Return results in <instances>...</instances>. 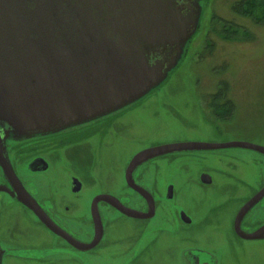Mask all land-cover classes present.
Wrapping results in <instances>:
<instances>
[{"label": "flooded vegetation", "instance_id": "obj_1", "mask_svg": "<svg viewBox=\"0 0 264 264\" xmlns=\"http://www.w3.org/2000/svg\"><path fill=\"white\" fill-rule=\"evenodd\" d=\"M223 91L210 96V108L218 122L230 123L233 115L222 118L215 108L225 107L222 97L232 101ZM150 95L38 132L19 134L0 122L1 264H222L214 258L215 248L192 241L226 240L231 254L230 238L264 241V235L247 240L236 231L237 225L247 233L264 227V196L239 217L264 188V154L258 150L230 146L164 153L134 167L133 186L128 183L134 156L157 145L242 141L264 147L260 131L233 135L220 124L198 129L181 120L178 126L189 130L187 135L137 146L142 126L131 117ZM246 151L250 163L243 159ZM246 164L255 169L248 178L241 169Z\"/></svg>", "mask_w": 264, "mask_h": 264}, {"label": "water", "instance_id": "obj_2", "mask_svg": "<svg viewBox=\"0 0 264 264\" xmlns=\"http://www.w3.org/2000/svg\"><path fill=\"white\" fill-rule=\"evenodd\" d=\"M200 16V0H0V122L19 134L38 132L141 98L178 64ZM230 146L264 154L242 141L162 144L134 156L127 181L133 184L134 167L158 155ZM263 196L264 188L239 217ZM236 231L247 240L264 235V227Z\"/></svg>", "mask_w": 264, "mask_h": 264}, {"label": "rangeland", "instance_id": "obj_3", "mask_svg": "<svg viewBox=\"0 0 264 264\" xmlns=\"http://www.w3.org/2000/svg\"><path fill=\"white\" fill-rule=\"evenodd\" d=\"M240 1L200 0L201 16L197 30L185 46L187 53L180 57L167 78L148 93L153 98L147 99L141 112L131 117L142 126L135 141L137 146L187 135L189 130L178 126L177 120L198 129L220 124L233 135L238 131L243 135L260 131L264 136V21L256 22L234 12L233 7ZM218 19L239 25L247 31L246 35L225 38ZM222 88L235 105L230 123L218 122L210 108V96ZM164 106L168 112L161 109ZM147 111L151 112L149 116ZM247 153L243 159L250 163L252 155ZM241 169L245 178L255 171L251 164ZM192 242L215 248L214 258L222 260V264H234V260L237 264H264V241L230 238L233 254L227 249L226 240Z\"/></svg>", "mask_w": 264, "mask_h": 264}, {"label": "trees", "instance_id": "obj_4", "mask_svg": "<svg viewBox=\"0 0 264 264\" xmlns=\"http://www.w3.org/2000/svg\"><path fill=\"white\" fill-rule=\"evenodd\" d=\"M234 12L249 17L256 22L264 21V0H242L238 2L233 7ZM218 25H221V33L227 39H235L240 35H246L247 31L244 30L239 25L233 24L231 22H221V19L217 20ZM221 92L213 98V103L217 105L218 101L221 99ZM224 100L223 105L225 107L218 108L217 113L222 118H230L234 112V104L232 101H228L226 98L222 97Z\"/></svg>", "mask_w": 264, "mask_h": 264}]
</instances>
